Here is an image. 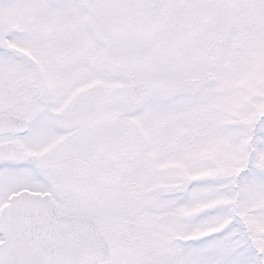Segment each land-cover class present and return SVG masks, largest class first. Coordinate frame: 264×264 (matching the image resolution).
<instances>
[{
  "label": "snow or ice",
  "instance_id": "1",
  "mask_svg": "<svg viewBox=\"0 0 264 264\" xmlns=\"http://www.w3.org/2000/svg\"><path fill=\"white\" fill-rule=\"evenodd\" d=\"M0 264H264V0H0Z\"/></svg>",
  "mask_w": 264,
  "mask_h": 264
}]
</instances>
